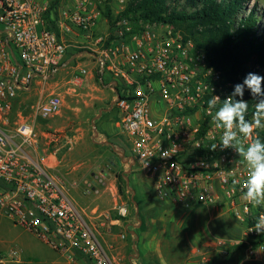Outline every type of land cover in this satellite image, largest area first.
Instances as JSON below:
<instances>
[{
	"label": "built area",
	"instance_id": "2783aa9c",
	"mask_svg": "<svg viewBox=\"0 0 264 264\" xmlns=\"http://www.w3.org/2000/svg\"><path fill=\"white\" fill-rule=\"evenodd\" d=\"M100 17L94 0H0V214L69 264L117 262L100 229L53 173L56 153L43 145L38 125L61 113V97L44 94L73 45L70 37L91 40ZM92 51L101 80L116 94L113 108L132 155L126 163L153 181L159 202L185 210L227 205L246 226L235 245H245L248 259L264 261V233L250 224L264 214V205L243 199L247 164L234 148L221 150L224 129L213 123L216 109L234 99V85L170 24L119 18L107 47ZM87 74L81 67L73 83L81 84ZM37 87L39 98L26 116L19 110L21 99ZM214 96L219 101L209 114ZM255 137L256 128L250 137L239 138L247 147ZM71 145L67 138L69 150ZM127 212L119 209L120 215ZM233 245L219 243L224 257Z\"/></svg>",
	"mask_w": 264,
	"mask_h": 264
},
{
	"label": "rangeland",
	"instance_id": "374dc122",
	"mask_svg": "<svg viewBox=\"0 0 264 264\" xmlns=\"http://www.w3.org/2000/svg\"><path fill=\"white\" fill-rule=\"evenodd\" d=\"M129 1L94 0L101 11L99 21L102 22L100 21L93 30L91 40L84 41L83 39L82 43H78L73 50L69 51L56 78L48 83L44 96L47 97L51 93L58 94L62 99L61 113L38 125L43 145L50 153H56L52 164L53 173L63 181L77 204L80 203L82 196H87L83 210L101 233H104L101 228H104L102 223L105 220L103 217L101 221V211H110L111 217H122L129 220L136 212L135 191L139 190L141 184L145 185V195L154 197L153 181L139 172L138 166L131 167L126 163V160L130 159L132 155L127 139L118 126L117 110L113 108L100 113L101 110L111 108L116 94L111 88H104L106 84L101 80L103 76L99 63L92 56L94 54L92 50L106 48L108 42L112 40L114 22L120 18V13L125 10ZM255 4L258 5L260 13H262L261 24L264 26V0H249L247 7L250 9ZM104 20L107 22L105 23ZM101 38L103 40L99 41ZM91 53L93 54L91 55ZM76 55L80 58H75ZM79 65L87 69L88 74L83 77L81 84L76 85L73 83V79L81 68H77ZM98 74H100V78ZM106 78H108L107 75ZM40 90L37 87L32 94L22 97L23 104L19 110L23 111L26 116L30 113L28 108L39 98ZM93 122L96 124V130L93 127ZM96 132H98V136H96ZM101 133H104L106 144H101ZM67 138L72 140L70 150L66 146ZM118 174H123L126 179L124 195H120L117 188ZM99 178H102L103 182H100ZM104 194V197H108L109 201H106L105 204L100 199V195ZM100 200L103 205L101 208L99 207ZM223 206L229 211L228 206L222 202L210 207ZM120 208H127L126 216L120 215ZM211 213V217H217L219 214L213 209H211ZM225 218L231 224L239 227L232 234L233 239L220 238L217 245L219 247L221 241H227L229 244H234L232 248L236 249L239 245L235 244L241 242L246 226L241 224L232 213L226 214ZM209 219L207 215L203 222L209 225ZM134 223L136 224L137 221ZM213 227L214 230H219L217 222L211 226L212 229ZM124 235L126 236L124 240L128 239L130 243L133 242V237L129 233H124ZM13 252H16L14 259L12 258ZM128 253H133V250L130 248ZM0 256L4 258V264H69L65 257L1 214ZM216 257L219 261L226 260V257L220 254ZM126 262V259L121 260V264ZM232 264L248 263L243 256H237Z\"/></svg>",
	"mask_w": 264,
	"mask_h": 264
},
{
	"label": "trees",
	"instance_id": "16d2710c",
	"mask_svg": "<svg viewBox=\"0 0 264 264\" xmlns=\"http://www.w3.org/2000/svg\"><path fill=\"white\" fill-rule=\"evenodd\" d=\"M248 2L249 0H130L119 17L172 25L206 52L209 63L226 81L234 85V94L235 86L242 84L249 73L264 76L263 16L257 4L249 9ZM98 77H101L100 74ZM239 99L241 97L234 96V100ZM243 100L248 103L245 118L251 122L256 102L264 100V96L254 98L245 87ZM261 123L264 124V120ZM257 137L264 142V128H256L255 139ZM117 179L118 191L120 195H124L125 176L118 174ZM257 220L256 218L250 224L255 225ZM244 246L241 244L236 249L231 248L225 262L244 250Z\"/></svg>",
	"mask_w": 264,
	"mask_h": 264
},
{
	"label": "crops",
	"instance_id": "0c3cea01",
	"mask_svg": "<svg viewBox=\"0 0 264 264\" xmlns=\"http://www.w3.org/2000/svg\"><path fill=\"white\" fill-rule=\"evenodd\" d=\"M104 21L107 22V20ZM83 39L77 35L70 37V42H73V45L71 44L67 53L73 50L76 44L82 43ZM84 41L86 40L84 39ZM74 57L80 58L78 55ZM79 67L81 65L77 68ZM104 88H108V86H104ZM101 135V144H106L104 133ZM99 181L103 182L102 178H99ZM144 187L145 185L141 184L139 190L135 191L136 212L129 220L111 217L110 211H101V221L103 217L105 219L102 223L104 228L101 230L104 233H101V239L117 264H121L122 259L127 260L125 264H232L237 256H243L248 264H264V261L248 259L244 250L236 253L228 262L217 259L216 256L222 255L217 241L220 238L233 239L232 234L239 227L231 224L225 218L226 214L231 213L226 207H195L185 210L159 202L155 194H153V198L146 196ZM104 196L105 194L100 195V199L105 204L108 197ZM81 198L78 206L82 211H85L83 207L87 196L84 195ZM101 200L100 208L103 207ZM211 209L219 213L217 217H211ZM207 215L210 218L209 225L214 226V223L217 222L219 230H214V227L212 229L211 226L208 227V223L203 222ZM124 233H129L133 237L132 243L128 239H122L121 235ZM130 248L133 253H128Z\"/></svg>",
	"mask_w": 264,
	"mask_h": 264
},
{
	"label": "clouds",
	"instance_id": "9594fccd",
	"mask_svg": "<svg viewBox=\"0 0 264 264\" xmlns=\"http://www.w3.org/2000/svg\"><path fill=\"white\" fill-rule=\"evenodd\" d=\"M264 76L249 73L242 84H237L234 89V96L241 99L234 100L228 97L215 111L213 123L216 129H224L219 146L221 150L232 147L236 153L243 157L248 167V178L244 187L246 191L243 199L255 206L264 205V142L259 137L253 140L247 147L241 142L240 135L250 137L255 128H264L261 123L264 120V100H258L253 113V120L249 122L245 118L248 110V103L243 100L245 87L249 89L254 98L264 96ZM218 96H214L208 101V111L211 114L212 109L216 108ZM234 127L237 131H234ZM217 144L211 148L215 150ZM258 233H264V214H261L254 226Z\"/></svg>",
	"mask_w": 264,
	"mask_h": 264
},
{
	"label": "water",
	"instance_id": "95a60500",
	"mask_svg": "<svg viewBox=\"0 0 264 264\" xmlns=\"http://www.w3.org/2000/svg\"><path fill=\"white\" fill-rule=\"evenodd\" d=\"M114 105H115V101L112 102V104H111V108H110V109L101 110L100 113L102 114L104 111H110V110H112L113 107H114ZM93 127H94V129L96 130V124H95V122H93ZM96 136H98V132H96Z\"/></svg>",
	"mask_w": 264,
	"mask_h": 264
}]
</instances>
